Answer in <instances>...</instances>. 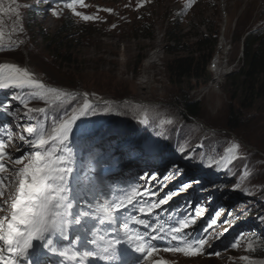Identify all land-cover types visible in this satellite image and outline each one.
Returning a JSON list of instances; mask_svg holds the SVG:
<instances>
[{"label": "rangeland", "instance_id": "rangeland-1", "mask_svg": "<svg viewBox=\"0 0 264 264\" xmlns=\"http://www.w3.org/2000/svg\"><path fill=\"white\" fill-rule=\"evenodd\" d=\"M23 1L26 6L21 10ZM0 2V64L10 63L19 68H25L26 66L22 65H27L37 74L38 82L44 84L46 88H54L63 93L59 97L54 94L41 96L40 89L29 88L18 91L10 89L0 93V128L8 123V126L15 128L13 132L9 130L10 133L0 135V140L5 142V156L0 159L5 168L0 172L2 182L0 191L3 192L0 196V205L6 209L0 211V217H7L10 220V205L19 189L20 177L17 173L32 162L31 156L25 153L46 151L53 147V143L49 141L44 149L32 148L20 139L21 136L26 140L35 139L23 131V127L42 126L47 133H51L54 120L58 122L65 113L71 114L73 108L78 109L87 102L96 108L98 115L83 116L74 123L68 148H63L64 152L60 154L67 158L71 157L73 165L82 154V142L85 140V145L89 142L87 138L97 137L95 133L88 132L89 135L77 139V134L81 131L100 127L91 126L97 122L95 119L90 120L92 117H100L101 112L110 118L124 120L129 117L131 119L134 113H138L135 119L139 114L144 117L150 116L169 123L168 125L181 126L192 132L191 136L193 134L206 136L209 141L218 144L219 147L211 143L208 145L199 143L195 149L199 152L198 160L219 166L220 171L205 167L203 163L180 158L176 153V139L175 144L168 149L171 150V155L169 153L160 155L156 152L159 138L154 140L151 136L141 141L137 140L135 148L128 143L116 148L114 146L119 137L111 133L100 137L94 143L97 153L113 152L108 159L102 160V167L108 166L105 167L106 170L109 169L108 174L112 172L109 165L117 160L134 162L135 167L124 170L118 167L117 175L127 177L130 173L135 174L134 172L147 177L155 175V178L145 180L149 181L147 188H151V191L147 193L146 189L140 186L137 196L130 193L131 188L106 191L98 195L100 185L106 187L103 183L109 179L101 176L102 171H106L101 169L102 167L97 172L92 169L97 153H89V161L86 164L88 169L78 177L80 181L92 180L91 184L89 181L86 182V188L92 190L98 198L95 202L89 203V209L85 213L81 207L78 208V205L70 203L69 200L59 202L58 219L68 215L69 219L62 221H67L69 227L66 228L57 222L59 232L53 236V240L61 246L49 244L52 242V239H49V243L47 241L49 248L61 249L57 254L62 257L67 252L80 257L84 254V259L80 258L82 263L89 264L87 255L93 261H101L102 258L95 256L102 253L100 246L95 242L97 236L102 233V242L109 243L125 229L121 227L123 224L121 215L113 218L114 223L97 215L98 211L95 209L99 204L106 209V215L114 213L116 207L121 208L130 204L136 216L142 214L141 217L145 221L141 229L151 237L152 243L180 234L176 233V230H171L173 226L179 228L181 224L180 221H175L176 216L173 215L177 211L184 221L185 218L189 221L188 227L181 229V233H184L185 239L192 236L196 241L201 233L205 232L217 210L224 209L226 211L217 219V224L208 230L213 237L220 233L223 235L213 239L211 247L206 248L207 252H219L220 255L185 256L183 253L173 251H168L172 253L168 255L166 249H161L157 256L151 255L140 260V263L264 264V255L258 258L253 256L254 250L251 248L253 239L249 237V234L255 233L264 240V222L257 219L264 216V100L260 101L257 111H239L238 104H231L229 101L230 90L227 85V78L242 65V39L249 32L264 25V0H195L191 7H188V0H143L142 6L139 7L137 5L140 0H83V6L77 3L73 8L66 7L71 0H0ZM10 5L12 10H9ZM106 9H111V12ZM30 11L32 13L28 18ZM75 12L96 19L84 21L80 16H76ZM66 17L74 21L76 26L80 25L77 29L80 33L76 30L73 38L79 41L77 53L82 64L79 68L63 72L53 66L52 58L42 50V39L39 34L44 33L51 37L61 28ZM174 17L178 18V27L186 44L193 42L200 34H208L209 29L219 31L217 47L208 68L212 79L194 91L174 86L166 70V64L170 59L167 47L172 44L167 32ZM141 24L151 27L150 38H144L140 31ZM9 47L13 49L5 52L4 49ZM138 59L141 62L136 69L135 63ZM13 93L19 99H11ZM183 99L199 103L198 118L186 120L179 114L182 108L177 102ZM21 100L24 101L23 104ZM230 107L235 109L233 117L237 120L236 130L231 128ZM27 108H44L45 112L39 113L40 119L37 121L34 117L28 119L25 115ZM9 112H16V115H9ZM236 112L240 114L237 115ZM143 123L149 125L146 121H139L138 127ZM152 127L160 134L159 124ZM104 128L101 127L100 131H104ZM177 134L178 130L175 138ZM58 149L59 146L56 147L55 156ZM21 157L23 158L20 163H15V160ZM232 163L233 170L230 168L233 166ZM174 166L183 171L173 176ZM74 171L73 169V174ZM226 174H230L228 180L224 179ZM165 175L170 179L165 180ZM96 177L99 183H96ZM159 184H167L168 190ZM221 184L225 189L220 191L217 186ZM184 185L191 186L168 199L170 193L178 192ZM234 186H238L236 191L232 190ZM78 187L83 190L82 185ZM119 188L124 186L121 185ZM72 189L71 197L76 195ZM163 199L166 203L152 207ZM136 200H141L142 203L136 204ZM184 202L187 203V209L181 210L178 206ZM197 206L205 208L202 216H196ZM167 207L175 210L172 213L161 210ZM180 207L185 208L184 204ZM229 213L234 215L230 217ZM245 215L252 216L242 221ZM233 218L242 222L233 223L231 221ZM191 219L196 220L194 225L190 224ZM226 220L231 221V226L225 223ZM73 224H76L77 228L88 229L92 237L95 235L93 240L88 242L91 245L83 244L84 240L76 237ZM225 228L227 231L224 232ZM197 229L198 233L195 235L193 232ZM206 235L207 233H203L201 238ZM234 243L236 246L232 247ZM45 263L52 264L48 259L44 261Z\"/></svg>", "mask_w": 264, "mask_h": 264}, {"label": "trees", "instance_id": "trees-1", "mask_svg": "<svg viewBox=\"0 0 264 264\" xmlns=\"http://www.w3.org/2000/svg\"><path fill=\"white\" fill-rule=\"evenodd\" d=\"M21 4V10H23L26 5H24V2ZM31 13L32 11H30L28 18H30L29 16H31ZM66 18L62 22L61 28L51 37H47L44 33L39 34L40 38L42 39V50L52 58L53 66H55L59 71L63 72L79 68L82 64L80 56L77 53V48L79 45L77 42L79 41L73 38L75 31L80 25L76 26L74 21H72L70 18ZM177 19L178 18H175L172 21L171 28L167 32V37L172 44L167 47V54L170 56V59L166 64V70L168 72L169 80L174 86L177 88L187 89L188 91H194L199 86L206 85L212 79L208 68L211 58L213 57L217 47L219 31L209 29V31H207L208 34H200V36L194 39L193 42L186 44L182 39ZM142 26L140 31L144 34V38H150L151 27L147 25ZM77 33L80 32L77 30ZM241 45L242 65L238 71L227 78V85L228 89L230 90L229 101L231 104H238L239 111H257L260 101L264 100V25L260 27V29L249 32L242 39ZM12 49V47H9L4 49V51L8 52ZM4 56L6 57V55ZM140 62V59L136 61V69L139 68ZM179 102L177 103L182 108V110L179 111V114L184 119L194 120L198 118L200 111L199 103L189 102L186 99H183ZM230 109V115H232L230 118L232 124L231 128L232 130H236L238 127L237 120L235 117H233L235 114V109L233 107H230ZM236 113L237 115L240 114V112ZM100 114V117L96 116L90 119H95L97 121L91 126L100 127H95V130L86 129L84 132L81 131L77 134L78 138L89 135L90 133L88 132H93L97 135V137L90 139V141L85 144L83 152H88L91 143H94V141L100 137H105L109 133L121 138V140H119L114 147L118 148L119 146H124L127 143V139H134L133 142L128 144L135 146L137 142L140 141L136 139L137 133H140V131L138 132L139 121L148 122L150 129L153 128V125L159 124L161 130L158 131L160 132L161 139L156 144V152H159V154L169 153V155H171V150L168 149H170L171 146L175 144V139L177 142L176 153L180 158L184 157L179 154L178 151L180 149H184L185 151L193 154L195 159L198 160L199 152L196 151L195 148L199 143H203L204 145L211 143L219 147L218 144L209 141V138L206 136L202 137L196 136L194 134L191 136L192 132H188L181 126L168 125L169 123L161 122L150 116L144 117L142 114H139V117L144 118L140 119L137 117L138 119H135L138 113H134V117H131V119L129 117V119L123 120L110 118L109 116H105V113L100 112ZM30 115L39 121V113H31ZM85 125L86 123L84 126ZM101 127H105L104 131H100ZM177 130L178 134L175 138V133ZM146 132L149 131L146 129L143 134ZM188 160L193 162L191 159ZM230 168L233 170L234 164ZM229 178L230 174H226L224 179L228 180ZM222 187L225 188L224 185ZM252 239L253 241L251 248L254 250V252L252 251L253 256L256 258L263 256L264 240H262L260 237H252Z\"/></svg>", "mask_w": 264, "mask_h": 264}, {"label": "snow or ice", "instance_id": "snow-or-ice-1", "mask_svg": "<svg viewBox=\"0 0 264 264\" xmlns=\"http://www.w3.org/2000/svg\"><path fill=\"white\" fill-rule=\"evenodd\" d=\"M79 3L83 6V0H71V2L66 4V7L73 8L75 4ZM143 0H140L138 7L142 6ZM195 3V0H188V7H191ZM15 11V10H13ZM106 11L111 12V9H106ZM55 15L56 13L53 12ZM76 16H80L84 21L94 20L96 17L81 15L79 12L74 13ZM115 27V25H113ZM24 88L29 89H40L41 96H48L49 94H54L57 97L63 95V93L58 92L54 88H46L44 84L33 79V75L27 70L21 69L12 64H0V90H22ZM11 99H19L13 93ZM23 104L24 101L21 100ZM26 106V105H25ZM43 113L45 112L44 108H27L25 113L28 116V119L33 117L31 113ZM9 115L15 116L16 112H9ZM89 115H98L97 110L91 104L85 102L80 108H73L71 114L65 113L59 121L53 122V127L51 133H47L45 129L40 127L24 126L23 131H26L29 136L35 137L33 140H26L24 136H21L20 139L25 141L26 144H29L34 149H44V146L51 141L53 147L50 150L46 151H34L32 153H25V155L31 156L32 162L26 165L21 169L17 175L20 177L19 180V189L18 194L11 203V216L10 220L7 217H0V264H22L26 257V240L22 238L24 234L25 226L29 223H34L39 220L41 214L45 211L50 210L56 206L57 203L63 201L66 198L70 201V179L73 173V164L71 157L65 158V156H55L56 147L59 146L61 149L68 148V142L70 138V132L74 126V123L83 116ZM238 147V146H235ZM69 151L70 148L68 149ZM184 159H191L196 163H203L205 167L213 168L215 171L219 172L220 167L214 166L212 163L205 164L202 160H196L195 156L190 152L180 149L178 151ZM5 156V142L0 140V159H3ZM11 158V157H9ZM21 158H17L15 163L19 164ZM5 170L3 163H0V172ZM173 176L179 175L183 170L174 166ZM152 177H142L141 180H148ZM165 180L170 179L168 175L164 176ZM96 183H99V179L95 178ZM92 183V180L89 179V184ZM191 185H184L178 190V192L170 193L168 199H171L172 196L179 194V192L186 191ZM0 187H2V182H0ZM139 185H135L130 189V193L137 196ZM220 187V186H217ZM238 186H234L232 190L236 191ZM223 190V187H220ZM249 194V193H245ZM3 195V192L0 191V196ZM7 203V201H5ZM142 203L141 200H136V204ZM166 203V201L160 200L157 204H153L152 207H159ZM135 204V205H136ZM142 210L145 208L141 207ZM151 209H149L150 211ZM0 211H6L3 205H0ZM205 211L203 206H197L196 216H202ZM226 210L219 209L215 213V217L210 221L205 232L206 236L203 238L191 241L192 247H178L170 246L166 247L167 251L173 252H182L185 256H196L201 254L206 255H220L219 252H207L206 248L211 247L213 239H218L223 233L218 234L213 237L209 233V229L217 224V219L225 213ZM229 216L232 214L229 213ZM257 219L260 222H264V216H259ZM6 220L8 221L6 223ZM196 223L195 219L190 220V224L194 225ZM226 224L231 226V221L226 220ZM189 221L188 218H185V222L180 224L179 228L176 229V233H180L179 236H174L173 239H184V233H181V229L188 227ZM227 231V228L224 229V232ZM243 235V234H241ZM33 241H39V239H32L31 244L28 245V250L32 247ZM235 243L232 247H235Z\"/></svg>", "mask_w": 264, "mask_h": 264}, {"label": "bare ground", "instance_id": "bare-ground-1", "mask_svg": "<svg viewBox=\"0 0 264 264\" xmlns=\"http://www.w3.org/2000/svg\"><path fill=\"white\" fill-rule=\"evenodd\" d=\"M23 2H25V1H23ZM10 10H12L11 5H10ZM22 66L23 67L26 66V67L21 68V69L27 70L29 73H31L33 75V79L39 81L38 80L39 78L35 72L30 70L27 65H22ZM213 68H214V66H213ZM6 91L7 90H0V93L6 92ZM140 122H144V121H140ZM146 129L150 132H146L145 134H143L146 131ZM139 131H140V133L139 134L137 133L136 139H138L140 141H141V139H147V138H150L151 136L153 137L154 140L159 138L157 141H159L161 139V135L158 134V132L156 130H154L153 128L150 129V127L148 125H145L144 123H143V125L139 126L138 132ZM119 140H121L120 137H119ZM126 142L131 143V142H133V139H127ZM84 146H83V149H84ZM135 166H136V164L134 162H122V163H119V166H117V167L124 170L126 168L135 167ZM117 170H118V168H117ZM130 174L132 175V173H130ZM130 174L128 176H131ZM59 206H60V204L57 203L54 208L47 210L43 214H41L42 224H41V227L38 229V231L35 234H33L31 230H29V231H27V229L24 230V233L26 234V238L28 236L29 237L31 236L32 237L31 240L32 239H39V241H33L32 247L29 250H28V246H27L26 257H25L24 261L22 262V264H40V263L44 264L45 260L48 259V261H49V260H53L55 258V251L60 250V249L59 248L53 249V247L49 248L47 245V241L49 238H52L53 236H55L56 232L58 231L56 221L58 220ZM27 226L28 225H26L25 228H27ZM30 244H31V241H30ZM26 245H28V244H26ZM47 252H48V254H46ZM142 253L143 252H142L141 246L137 245V247H135V250L133 251V254L134 255H141ZM42 254H46V255H42ZM103 256L106 257L105 254H103ZM108 256H111L115 259L116 253L114 251L108 252ZM108 262H110L109 259H107V263ZM114 263H115V261L111 260V264H114ZM45 264H47V263H45ZM60 264H75V263L71 259L67 258V259H65V261L61 262Z\"/></svg>", "mask_w": 264, "mask_h": 264}]
</instances>
